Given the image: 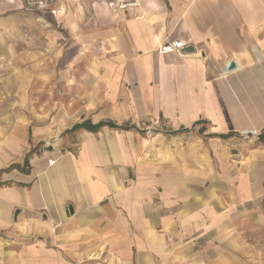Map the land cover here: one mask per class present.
Segmentation results:
<instances>
[{"label":"crops","instance_id":"1","mask_svg":"<svg viewBox=\"0 0 264 264\" xmlns=\"http://www.w3.org/2000/svg\"><path fill=\"white\" fill-rule=\"evenodd\" d=\"M109 31L77 141L0 174V264H160L184 222L264 202V0H135ZM157 112L203 141L189 171L135 163L134 118ZM243 132L258 135L237 145Z\"/></svg>","mask_w":264,"mask_h":264},{"label":"rangeland","instance_id":"2","mask_svg":"<svg viewBox=\"0 0 264 264\" xmlns=\"http://www.w3.org/2000/svg\"><path fill=\"white\" fill-rule=\"evenodd\" d=\"M134 1L0 0V168L68 147L71 132L77 141L72 126L106 90L98 81L107 73L111 14ZM101 110L102 118L112 115ZM133 123L142 131L133 136L136 164H171L176 156L182 170H190L188 157L197 145L202 149V140L195 143L191 131L172 135L180 125L161 112L136 115ZM256 135L241 133L237 145L251 144ZM230 208L184 222L181 234L168 236V257L160 264H264V202Z\"/></svg>","mask_w":264,"mask_h":264},{"label":"trees","instance_id":"3","mask_svg":"<svg viewBox=\"0 0 264 264\" xmlns=\"http://www.w3.org/2000/svg\"><path fill=\"white\" fill-rule=\"evenodd\" d=\"M106 123L105 122H100V123H98V125L96 126V128H100V127H102L103 125H105ZM110 125H112V126H114V124H110ZM81 127H85V124H84V122L83 123H77V124H75L74 126H73V128L74 129H76V128H81ZM115 127H118V126H115ZM95 128V129H96ZM260 138H261V140L262 141H264V134H262L261 136H260ZM28 156L29 155H27L26 156V158H25V163L27 164L28 163ZM12 168H18V169H21V166H20V164H18V163H12L10 166H8L7 168H4V169H2V170H0V174H1V172L2 171H6V170H10V169H12ZM22 170H24V171H29L28 169H22ZM0 183H2L1 181H0Z\"/></svg>","mask_w":264,"mask_h":264},{"label":"built area","instance_id":"4","mask_svg":"<svg viewBox=\"0 0 264 264\" xmlns=\"http://www.w3.org/2000/svg\"><path fill=\"white\" fill-rule=\"evenodd\" d=\"M184 43L185 42L182 39L175 40L172 43H169L168 45H165L163 50L164 51L173 50V51H179L180 52V50L183 49L186 46V44H184ZM246 133H248V134L249 133L257 134L256 132H246ZM50 162L52 163L53 160H50Z\"/></svg>","mask_w":264,"mask_h":264},{"label":"water","instance_id":"5","mask_svg":"<svg viewBox=\"0 0 264 264\" xmlns=\"http://www.w3.org/2000/svg\"><path fill=\"white\" fill-rule=\"evenodd\" d=\"M190 50H193V48H187V51H190ZM234 67H235V63L232 62V63L230 64V68L233 69ZM52 148H53V146L50 145V146H49V149H52Z\"/></svg>","mask_w":264,"mask_h":264}]
</instances>
